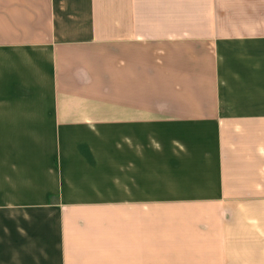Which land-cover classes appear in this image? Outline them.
Here are the masks:
<instances>
[{
	"label": "crops",
	"instance_id": "1",
	"mask_svg": "<svg viewBox=\"0 0 264 264\" xmlns=\"http://www.w3.org/2000/svg\"><path fill=\"white\" fill-rule=\"evenodd\" d=\"M0 264H264V0H0Z\"/></svg>",
	"mask_w": 264,
	"mask_h": 264
},
{
	"label": "rangeland",
	"instance_id": "2",
	"mask_svg": "<svg viewBox=\"0 0 264 264\" xmlns=\"http://www.w3.org/2000/svg\"><path fill=\"white\" fill-rule=\"evenodd\" d=\"M248 90H237V91H233V92H235V93H237V92H240V93H243V92H247ZM251 92L252 91H254V89H252V90H250ZM103 134V136L104 137H106L107 136V134H108V132L107 131H105V132H102ZM101 135V136H102ZM95 136H97V138H99V136L98 135H94L93 133H83V132H75V133H71L70 134V139L71 140H75V141H79V139L80 140H85V139H93V138H96ZM102 136V137H103Z\"/></svg>",
	"mask_w": 264,
	"mask_h": 264
}]
</instances>
